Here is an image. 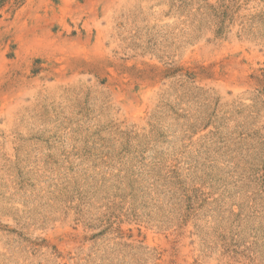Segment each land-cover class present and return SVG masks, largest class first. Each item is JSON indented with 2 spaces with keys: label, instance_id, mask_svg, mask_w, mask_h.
Returning a JSON list of instances; mask_svg holds the SVG:
<instances>
[{
  "label": "rangeland",
  "instance_id": "1",
  "mask_svg": "<svg viewBox=\"0 0 264 264\" xmlns=\"http://www.w3.org/2000/svg\"><path fill=\"white\" fill-rule=\"evenodd\" d=\"M0 264H264V0H5Z\"/></svg>",
  "mask_w": 264,
  "mask_h": 264
},
{
  "label": "trees",
  "instance_id": "2",
  "mask_svg": "<svg viewBox=\"0 0 264 264\" xmlns=\"http://www.w3.org/2000/svg\"><path fill=\"white\" fill-rule=\"evenodd\" d=\"M5 0H0V6L4 3Z\"/></svg>",
  "mask_w": 264,
  "mask_h": 264
}]
</instances>
